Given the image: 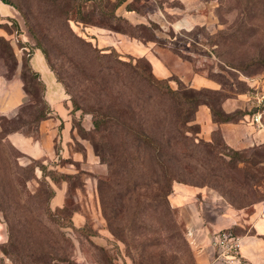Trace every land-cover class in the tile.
Returning <instances> with one entry per match:
<instances>
[{
    "label": "rangeland",
    "instance_id": "rangeland-1",
    "mask_svg": "<svg viewBox=\"0 0 264 264\" xmlns=\"http://www.w3.org/2000/svg\"><path fill=\"white\" fill-rule=\"evenodd\" d=\"M11 1L25 10L27 19L18 9V18L0 17V264H134L142 241L153 237L158 238L159 246L148 245L145 253L156 255L164 249L168 259L170 253L181 258L174 264H199L187 231L190 219L186 221L170 201L173 185L205 186L230 206L248 210L264 200V160L254 157L264 156V143L232 155L217 133L212 145L226 154L217 156L208 146L200 151L188 141L181 143L186 147L181 162L169 164L168 169H142L140 161L131 157L144 151L129 147L132 142L128 136L124 157L113 158L108 154V145L102 142L112 135L107 132L101 136L94 130L92 111L115 108L128 124L151 129L159 120L154 117L155 107L149 111L150 107L133 95V87L122 84L125 73L107 52L113 47L121 59L133 63L144 55L128 53L119 41L115 46L102 47L91 34L89 27L93 24L77 20L74 1ZM128 1L135 11L133 20H140L141 25L131 27L136 22L129 19L115 24L107 18L92 22L134 34L100 25L118 32L116 36L126 34L156 42L221 81L228 93L249 91L251 78L264 77V0L257 6L247 4V0ZM92 4L95 1L80 3L83 15ZM66 16H70L68 22ZM30 26L35 28L36 36ZM38 37L47 50V58L41 52L44 71L33 65L38 54L33 56V63L31 59ZM82 40L97 50L92 51ZM114 62L118 71L111 68L106 75L100 73ZM47 73L56 87L61 114L52 112ZM175 78H167L172 88L177 86L171 80ZM16 84H21L23 91L12 92ZM45 105L48 114L56 118L57 134L50 151L32 156L6 138L5 118L1 117L32 118ZM130 106L134 108L132 119ZM169 108L162 124L175 132L182 120L175 103ZM36 119L17 131L38 138L40 120ZM193 129L199 131L197 126ZM198 131L195 134L200 137ZM243 156L251 160L244 161ZM171 172L176 179L168 184ZM212 172L223 173L226 179ZM175 228L182 236L180 240L160 239Z\"/></svg>",
    "mask_w": 264,
    "mask_h": 264
},
{
    "label": "crops",
    "instance_id": "crops-1",
    "mask_svg": "<svg viewBox=\"0 0 264 264\" xmlns=\"http://www.w3.org/2000/svg\"><path fill=\"white\" fill-rule=\"evenodd\" d=\"M127 2L128 0L120 4L116 8V13L123 15L132 22H140V20H133L135 11L133 8H126ZM120 8L124 10L122 11ZM0 17L18 18V11L12 5L0 0ZM89 28L91 34L96 35L102 47L115 46L116 42L119 41L121 46L125 44L124 48L127 49L128 53L147 57L157 77L168 78L175 75L181 81L195 88H221L220 83L209 77L206 71L196 69L192 61L181 58L178 54L165 49V47L155 45L156 42L154 41L144 42L135 37L131 38L126 34L116 36L118 32L96 25ZM35 54H38V58L34 64L33 56ZM31 59L38 71L45 70L43 56L38 48L32 54ZM51 80H53L51 75L47 73V82L50 83L48 100L53 109L52 112L61 114L57 94L55 93L56 87L51 84L53 82ZM171 80L175 81L174 79ZM248 84L251 87L249 91L229 94L220 102V107L225 112L241 110L243 113L238 119L216 121L212 118L211 110L207 104L200 103L197 106L194 121L199 125L198 134L200 137L210 140L213 132L217 131L226 144L235 148H247L254 144L264 143V118L263 125L259 127L248 117L250 108L253 107L254 93L259 91L256 89L261 87L264 91V77L251 78ZM14 86L12 92H16L17 89L23 91L21 84ZM16 106L17 104L14 105V107ZM2 112L4 111L2 110ZM55 119V117L49 116L40 120L38 138L18 131L9 133L7 137L15 146L29 155H42L45 151H50L52 140L57 134V121ZM65 130L62 132L64 140ZM170 201L175 208H179V212L186 221L190 219L188 223L190 226L187 227V231L190 232L191 239L195 244L194 252L199 264H230L217 257L211 242L212 234L225 227L240 229V232L237 233L241 235L242 264H264V200L254 203L248 210L245 207L234 208L222 201L219 194L217 197L205 186L177 184L173 185Z\"/></svg>",
    "mask_w": 264,
    "mask_h": 264
},
{
    "label": "trees",
    "instance_id": "trees-1",
    "mask_svg": "<svg viewBox=\"0 0 264 264\" xmlns=\"http://www.w3.org/2000/svg\"><path fill=\"white\" fill-rule=\"evenodd\" d=\"M5 3H8L12 5L15 9L20 10L24 17L27 19L25 10L13 3L11 0H2ZM52 3H58L63 2L65 0H50ZM71 2L74 1L77 6V20H81L84 23L88 24H95V25H101L104 27H108L110 29L125 33L129 32L132 34L129 30L126 31L124 29L117 28L113 25L105 26L103 24H98L101 22H92L97 20H102L106 18L111 22L112 24H115L114 21H126V18L121 15L117 14L115 12L116 8L122 4L126 0H113L110 3V0H70ZM95 1V5L92 4L86 15H83L84 13L81 10V2H90ZM247 4H252V6H257L260 4V0H247ZM127 9H132L130 1L126 3ZM99 11H98V10ZM66 14H68V11H66ZM96 17V18H94ZM70 19V16H66V21ZM127 22V21H126ZM130 24V23H129ZM141 25L140 22H136L135 24L129 25L131 27ZM144 26V25H143ZM32 33L36 36L37 33H35V28L30 26ZM70 28V27H69ZM71 33L80 39L79 35L74 33L72 29H70ZM134 35V34H132ZM136 36V35H135ZM38 43L36 47L44 54V56L47 58V50L41 45L40 38L38 37ZM84 43L89 44L90 49L92 51H96L97 48L92 46L89 41H84ZM99 49V48H98ZM100 51H102L100 49ZM109 57L115 61L119 67L121 68L120 71L125 73L126 80L122 81V84L124 86L133 87V95L136 97V99L141 100L143 104L147 105L148 110H152L153 107H155L154 110V117L158 118V122L156 124V128L151 129L149 127L139 125V124H128L122 119L121 113L115 109L110 108L103 109L102 107H98V109H95L93 112L94 119H93V125L94 130L98 132L101 136H104L108 134L109 132L112 136H110L108 139H103L102 142L106 143L109 148L108 154L112 155L113 158L116 156L121 155L124 153L123 148L126 150L127 146V138L129 136L130 141L132 142L129 147L134 148L135 150H138V148H141L144 153L143 155L138 156H132L131 159L133 161L139 160L140 165L142 169H149L153 168L154 166H162L168 169L169 164H174L175 162H181L185 156L186 147L182 144L187 143L190 141V146L195 145L200 151L203 146L210 147L213 151V154L218 156V153L226 154L222 150H216L214 145H212V139L213 137L218 133L217 131L213 132V136L210 140L203 139L201 137H198L195 133L198 130H194V126L199 128V125L195 122L190 123L187 125L188 121H194L195 118V111L197 109V106L200 103H205L209 106L212 118L216 121H226V120H234L238 119L239 116L243 113L241 110L237 109L232 112H225L220 107L221 100L232 93H228L226 91L225 87L223 86V83L220 82L221 88L219 89H211L206 87L201 88H194V87H188L185 84L182 83L181 80L178 78H175V81L177 82L176 88H172L167 78H159L157 77L153 71L150 61H148L144 56H141L142 58H138L135 63H133L131 60H124L121 59L114 50L113 47H111L110 51L107 52ZM102 54H105L103 52ZM115 62L113 64H108L105 66L103 72L100 71L102 75H106L109 72V69H113V71L116 70L117 66L115 67ZM253 61L252 63H254ZM34 74H38L37 71L34 72ZM210 77V76H209ZM212 78V77H211ZM24 89L29 90L28 88L24 87ZM30 91V90H29ZM218 103V106H216L215 103ZM172 103H175L178 110L177 113L181 117V125L176 126V131H170L167 128H170V126L167 125L165 127L164 124H162V121L166 114L169 111V106H172ZM174 107V106H173ZM102 109V110H100ZM134 108L130 106L128 108V113L130 114V118H133L134 115ZM48 107L45 105L43 108H41L39 111L34 113L32 118H23L20 115H17L15 117L5 118V130H6V138L7 134H9L12 131H19L21 127L25 125H30L34 119L41 120L43 118H46L50 116L48 114ZM152 113V111H151ZM153 116V113H152ZM191 130L192 134L189 133ZM219 134V133H218ZM220 135V134H219ZM4 137V136H3ZM221 137V136H220ZM222 139V138H221ZM223 141V140H222ZM182 143V144H181ZM224 146L226 147L228 151L231 152L232 155H240L242 148H235L228 144H226L224 141ZM173 145V146H172ZM115 147H118L120 151L122 152H116L114 149ZM149 148H152V150L149 152L148 155H145V151H147ZM117 150V149H116ZM98 154L100 152L97 149ZM131 152H128L130 154ZM255 154V153H254ZM252 154V155H254ZM102 156H104L102 154ZM216 156V157H217ZM258 160H264V156H255ZM104 158V157H102ZM218 158V157H217ZM242 160L248 161L251 160L249 157H241ZM221 162H224L223 159H220ZM256 161V160H255ZM110 166L112 162L109 163ZM172 175H169V179L167 178L168 184H171V182L176 179V174L171 172ZM217 177L222 178L223 180L226 179V175L223 173H218V175L215 172H212ZM221 190V189H220ZM223 192V190H221ZM168 212V211H167ZM160 222V221H159ZM161 223V222H160ZM162 224V223H161ZM233 228V227H232ZM235 229V228H234ZM234 231V230H233ZM237 233V232H236ZM166 238L168 240L174 239V240H180L182 238L179 230L175 228L173 231L164 234V236L160 239ZM148 245H156L159 246V241L157 237H153L150 239H145L141 243V252L138 259L134 260V264H174L176 261L180 260L181 258L178 257V255L175 253H170L169 259L165 255L164 249H159L156 252V255L153 252H147L145 253V248ZM145 249V250H144Z\"/></svg>",
    "mask_w": 264,
    "mask_h": 264
},
{
    "label": "built area",
    "instance_id": "built-area-1",
    "mask_svg": "<svg viewBox=\"0 0 264 264\" xmlns=\"http://www.w3.org/2000/svg\"><path fill=\"white\" fill-rule=\"evenodd\" d=\"M249 119L256 125H263L264 118V91L254 93L253 107L248 113ZM212 245L217 257L230 264H242L241 259V235L233 231L231 227L221 228L212 234Z\"/></svg>",
    "mask_w": 264,
    "mask_h": 264
}]
</instances>
